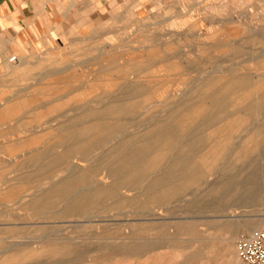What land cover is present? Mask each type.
<instances>
[{
    "label": "bare ground",
    "instance_id": "6f19581e",
    "mask_svg": "<svg viewBox=\"0 0 264 264\" xmlns=\"http://www.w3.org/2000/svg\"><path fill=\"white\" fill-rule=\"evenodd\" d=\"M106 46H111V44ZM218 46L230 48L227 54L234 57H242L246 54L245 48L236 41L218 44ZM247 54H250V59L253 62L256 61L260 65L262 70L258 67L257 69L261 72L240 71V66L248 61L245 59L241 62L233 61V64L222 69L223 71H216L217 67L212 65L208 68L209 71L205 70L206 72H201L199 69L200 76L190 82V89L183 95L178 94V90L174 89V86L177 87L178 81L173 83L175 85L172 90L165 79L161 85L159 84L162 88H159L158 91L167 100L160 106L157 105V100L160 103L163 101L162 98L160 100L159 95H156L158 91L150 88L149 82L147 84L143 82V76L147 75L149 69L154 67L157 68V71L158 67L166 71L174 69L176 71L179 68L177 58L178 60L181 58L180 54L172 51L165 53L156 48L148 52L147 58L143 57L142 53L140 54L141 58L138 53L130 57L126 56L128 57L124 58L126 63L117 67V71L113 70L118 73L116 75H119L117 76L119 81L116 79L114 82L115 88L119 92L113 93L112 90L116 89L111 88L108 89V91L111 90L109 93L107 91L102 95L99 94L98 100L92 96L95 101L102 102L103 105L97 110L90 109V116H88L91 118V122L88 126L85 124L89 127V134L101 131L105 133L106 143L115 141L114 146L105 153L102 160L100 159L104 171L100 170L101 172L96 173V167L78 168L74 166L73 169L77 171L76 173L74 171L76 174L74 178L63 180L60 185L50 184V187L43 191L46 192L45 195L40 198L33 197L32 201L28 203L36 213L42 214L40 209L45 207L51 209L58 206L60 202H65L63 209L58 211V214L62 216L68 214L69 216H83L87 219L97 217L104 222L110 221L113 225H116L115 221L119 220V225L124 226L126 223L125 227L128 230H124L122 227H113L112 229L115 230L111 231L109 228L102 227V232L99 233L102 242H97L94 245L92 244L95 241L90 242L91 244H82L85 241L78 244L75 243L76 241H62L61 239L60 242L42 243L44 248L40 251H29L27 248L20 247L29 246L28 244H6L8 247L5 249L1 247L3 251L0 254L5 257L8 254L6 261L13 264H19L21 257L33 255L57 258V264H84L88 257H91L89 256L91 253H97L98 258L102 259L100 261L106 260V257H129L137 261L149 256L150 264H171L170 251L166 250H171L172 247L179 248V253L182 254V257L180 256L181 264H197L201 261L202 251H187L192 244L185 246L177 241L178 235L183 234L196 238L198 234L195 222H182V217L177 216V213L182 209V198L192 196L190 200H183L186 209H199L211 205L218 212L229 208L227 206L231 202L234 204L245 203L253 200L258 193H264V50L258 54L253 51H249ZM253 62L252 65H254ZM246 65L245 68L248 69L249 67ZM103 69H105L103 72L107 73V71H111L112 67L108 66ZM147 70L149 71L147 72ZM145 71L147 73L141 76L140 73ZM192 72L194 71L190 73ZM217 73L219 74L216 75ZM152 74L155 75V73ZM192 75L194 76V74ZM148 77L145 79L148 80ZM155 79H152L153 82H156ZM157 81H159L158 78ZM48 83L50 84L47 82L46 85H49ZM104 83L108 84L109 82ZM104 83L102 86L100 83L101 88L106 86ZM100 86L98 84L99 88ZM70 90L72 91V88ZM50 93L52 92L50 91ZM155 96H157V100ZM176 96L179 97L176 98ZM92 97L89 99L92 100ZM67 98L70 97L67 96ZM76 100H78L77 97ZM65 101L69 100L65 99L64 103ZM57 109L59 110V107ZM86 113L88 114V111ZM80 117L85 118L86 116ZM126 119L134 122V131H131L132 126L127 124ZM85 120L87 121V119ZM65 123L68 125V122ZM141 128L143 129L140 130ZM92 140L91 148L95 146V139ZM243 161L244 163H241ZM60 167L62 168L63 165ZM207 178L217 179L208 182ZM201 186L203 190H200ZM131 192L132 194H130ZM29 197L31 196L21 197L20 201L23 205H26ZM108 200H112L110 205L113 210L131 209L132 211L114 213L109 216H104L105 214L100 211L99 214L94 215L93 209L107 208ZM172 206L179 211L171 214ZM165 213H170L173 216L170 218L161 217ZM127 215L134 218L124 219ZM137 216H141V218ZM228 219L219 226L225 231L231 232L236 229L238 224L242 223L238 221L232 223ZM248 220L250 221L243 225L248 232L264 225V216L256 218L253 216ZM154 221L164 224L168 221L175 222L174 228L177 233L175 235L168 234L165 227L154 225ZM81 226L78 225V228ZM150 231L157 232L154 233L152 239L146 237L151 233ZM118 239H121L122 242H116ZM93 240L95 239L93 238ZM236 257H233L230 263L242 264L237 251ZM51 258L50 260H52ZM173 259L176 260V258Z\"/></svg>",
    "mask_w": 264,
    "mask_h": 264
},
{
    "label": "rangeland",
    "instance_id": "374dc122",
    "mask_svg": "<svg viewBox=\"0 0 264 264\" xmlns=\"http://www.w3.org/2000/svg\"><path fill=\"white\" fill-rule=\"evenodd\" d=\"M150 13L151 15L146 19H137L134 15H128V17L123 18V20L115 19L107 22L105 25V32H101L102 34H105V36L99 39L92 38L84 45L90 47L89 54H75L74 56H71L76 68V71H74L73 74H75L77 79L80 78L82 83L86 84L83 88H77H82V90L77 91L76 93H80L81 95L79 98L84 100H82L81 103H76V107L81 105V107H85L84 110L89 108L92 110L100 109L103 103L95 101L94 98L98 100L99 94L102 95L104 92H107L108 89L115 88L114 82H116V79L119 81V78L117 77L119 75H116L117 72L113 70H116L117 67L126 63L124 58H128L126 56H133V54L136 55L137 53L139 54V57L142 53L143 57L147 58L148 52L156 48L165 53L172 51L180 54L181 56L179 60L177 58L179 68H177L176 71L175 69L166 71L160 67H158L157 71V68L154 67L150 68V71L147 70V72L149 71L148 73L146 71L140 73L141 76L147 73V75L143 76L144 80H142L146 84L149 82L148 84H150V88L156 91H158L159 88H162V86H160L162 81L167 79L165 81H168L170 84L169 87L172 90H178L177 93L183 95L185 91L190 89V82L193 81L195 77L200 76V71H209L208 68L212 65L217 67L216 71H223L222 69L231 66L233 61L241 62L245 59L248 61L240 66V71L248 72L247 70H251L250 72H255L262 70L260 69V65L256 63V61L253 62V60L250 59V54L247 53H249V51H253L255 54H258L261 52V50H264V0H155L154 7ZM155 39L156 42H154ZM233 41H236L245 48L246 54L244 56L234 57L231 56V54H227V52L230 51V48L224 46L217 47L218 44H225ZM108 44H111V46H106ZM126 51L129 52L127 53ZM112 54L114 55L112 56ZM70 61L71 60H69V62ZM252 62L254 65H252ZM248 63L250 66L246 65ZM245 65L249 68H253L247 69L245 68ZM108 66L112 67V73H110L111 71H107V73L103 72L105 70L103 68ZM257 67L260 70H258ZM189 70L190 72H194L190 73ZM114 72L115 74H113ZM149 73H155V75H151ZM192 74H194V76ZM218 74L219 73L216 75ZM93 75L96 76L94 77ZM105 75L106 78H104ZM150 75L153 77H148ZM91 77L94 78L91 79ZM147 77L148 80H146ZM157 78L159 81H157ZM152 79H155L156 82H153ZM96 81L99 82L97 83ZM103 81L109 83L105 84ZM175 81H178V84H176L177 87L174 86L175 84H173L176 83ZM94 83L97 84L95 85ZM100 83L101 86L104 83L106 86L103 87H106L107 90L101 88ZM98 84L100 88L98 87ZM112 91L113 93L119 92L118 89H113ZM156 95H159V99L161 100L162 98L163 100L162 102L158 103L159 100H157L158 98L155 96V99L157 98L156 100L158 106H160L163 102H166L167 99L163 98L159 91ZM91 97L92 100L89 99ZM177 97L179 96H176V98ZM126 120L127 124L132 126L131 131H134V122H132L130 119ZM138 120L140 121L141 117ZM142 129L143 128L140 130ZM114 144L115 141L112 140L106 143L105 148H100L98 146L94 148V150L92 148L89 164L85 162L79 163L77 159L76 162L79 163V165H81L83 168L90 166L96 167V173L101 172L100 170L104 171L101 160L105 156V153H107L114 146ZM97 160L99 162L98 164ZM94 162L96 165H94ZM241 163H244V161ZM98 165L99 167L102 165V168L100 167V169ZM44 179L45 178H27L25 192L26 195L31 197H29V199L26 201V205H23L21 201L20 205H17L16 203L18 202V198L14 197L10 191L4 190V192H0V253L3 251V249L8 247L6 244L14 243L28 244L29 246L25 245L20 247L27 248L29 251H40L42 248H44L42 243L60 242L61 239L62 241H76L75 243L78 244H81L82 241H85L84 243L82 242V244H91L90 242L95 241L94 243L92 242V245H94L97 244V242H102L99 238V233L102 232V227L109 228L111 231L115 230L112 229L113 227H122V229L128 230V228L125 227L126 221L124 222V226H120L119 220H116V225H113L110 221L104 222L97 217L90 219L85 217V219L83 216H69L68 214L62 216L58 214V211L60 212V210L63 209L65 202H60L58 206L51 209H47L46 207L40 209L42 214H40V212L39 214L36 213L34 208L30 207L29 204L33 197L40 198L46 194V192L43 191H45L50 186V184L53 185L52 183L54 182L60 185L61 181L63 180V178H53L52 181L50 180L49 182ZM215 179L217 178H207L208 182H213ZM12 183L13 182H11V184ZM203 187L205 188V185ZM200 190H203L202 186ZM130 194H132V192ZM200 194L201 193L199 191V195ZM191 198L192 196L190 195L182 198V209H180V212H178L179 209H176L173 206L170 211L172 212L171 214L178 212L177 216L182 217V222H195L197 224L196 229L198 234L196 238L181 234L177 236V241L181 245L185 246L186 244H192V246L187 251H202L201 261H199L197 264H231L230 262H232L233 257L237 258V241L242 235L249 233L246 231V228L243 225H246L250 221L248 218H252L253 216H264V193H258L256 197L249 202L240 204L229 202L231 205H234L231 206L228 204L227 207L229 208H225L218 212L211 205L199 208L200 210L186 209L184 204L185 201L183 202V200H190ZM206 201L207 198L205 199V202ZM111 203L112 200H108L106 202V206L108 205L107 208L99 207L93 209L94 215L97 213L99 214L100 211H102L101 213L105 214L104 216H109L110 214L114 213L132 211L131 209L113 210V207L110 205ZM171 214L165 213L161 217L170 218L173 216ZM131 217L134 218L133 216ZM131 217L127 215L124 217V219H131ZM137 217L141 218V216ZM227 218H229V222L237 223L238 221L239 223L242 222L240 223L242 225L238 224L236 229H233L231 232L225 231L219 226H221V224L224 223ZM120 219L122 218L120 217ZM60 222L61 224H59ZM153 224L158 225L161 228L165 227L164 229H166L167 233L170 235H175L177 233L176 229L174 228L175 222L173 221L165 222V224L161 223L160 221H154ZM78 225H82L84 228L82 226L81 228H78ZM262 227H264V225ZM63 228L64 230H61ZM254 230L257 229H253V231ZM154 233L157 232L153 231L145 236L152 239L154 238ZM93 238L95 240H93ZM138 241L140 240L138 239ZM184 241L187 243H184ZM116 242L120 243L122 240L118 239ZM227 244L228 246L225 247ZM210 245H213V247H210ZM178 249L179 248L171 247V250H166L167 252L170 251L171 255L174 254L172 256L169 255V259H172L171 264H177L178 262V264L182 263V254L179 253ZM1 255L2 254H0V259L2 260L0 261V264L2 261L5 262L6 257L8 258L9 256L8 254L6 257L5 255ZM89 256L91 257H88L87 262L84 264H150L149 256L137 261L129 257H106V260L100 261L102 259L98 258L99 255H97V253H91ZM3 257H5V260H3ZM47 258L50 260L51 257L38 255H33L31 257H21V261L18 263L51 264L52 262V264H57V258H51L52 260H50V263H48L49 260H47ZM173 258H176L177 261ZM3 262L2 264L11 263L7 261L5 263Z\"/></svg>",
    "mask_w": 264,
    "mask_h": 264
},
{
    "label": "crops",
    "instance_id": "0c3cea01",
    "mask_svg": "<svg viewBox=\"0 0 264 264\" xmlns=\"http://www.w3.org/2000/svg\"><path fill=\"white\" fill-rule=\"evenodd\" d=\"M154 3L0 0V192H12L18 198L17 205L26 195L27 178L49 182L53 178H74L77 171L73 167L83 168L76 159L90 163L92 139L93 150L106 147L104 132L89 134L90 108L75 107L82 102L81 94L75 92L86 84L73 74L76 68L71 56L89 54L90 47L84 45L92 38H103L101 32H105L107 22L128 15L146 19ZM12 57L16 61H10ZM65 99L69 101L64 103ZM83 115L86 117H80Z\"/></svg>",
    "mask_w": 264,
    "mask_h": 264
},
{
    "label": "built area",
    "instance_id": "2783aa9c",
    "mask_svg": "<svg viewBox=\"0 0 264 264\" xmlns=\"http://www.w3.org/2000/svg\"><path fill=\"white\" fill-rule=\"evenodd\" d=\"M10 61H16V57ZM236 249L242 264H264V227L242 235Z\"/></svg>",
    "mask_w": 264,
    "mask_h": 264
}]
</instances>
